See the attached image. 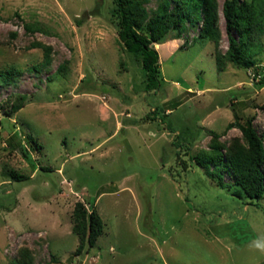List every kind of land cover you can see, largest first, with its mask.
Instances as JSON below:
<instances>
[{
	"label": "rangeland",
	"instance_id": "rangeland-1",
	"mask_svg": "<svg viewBox=\"0 0 264 264\" xmlns=\"http://www.w3.org/2000/svg\"><path fill=\"white\" fill-rule=\"evenodd\" d=\"M157 5L144 7L150 15ZM113 7L0 0V73L17 72L0 82V264L23 252L32 264H264V200L250 204L190 160L213 140L243 142L227 128L236 115L264 133V51L254 68L228 62L218 72L213 43L188 25L180 39L158 44L162 86L147 92ZM223 180L234 182L228 173ZM78 202L94 204L104 222L84 257L73 232Z\"/></svg>",
	"mask_w": 264,
	"mask_h": 264
},
{
	"label": "trees",
	"instance_id": "trees-1",
	"mask_svg": "<svg viewBox=\"0 0 264 264\" xmlns=\"http://www.w3.org/2000/svg\"><path fill=\"white\" fill-rule=\"evenodd\" d=\"M147 1L113 0L112 10V23L118 31L121 46L126 52L138 57L141 69L145 72L147 92L158 91L162 86L158 44L180 39L188 25H200L198 38L213 43L218 72H223L228 62L243 64L246 69L254 68V58L264 51V0H224L222 12L229 39V48L224 54L219 50L221 29L218 0H158L156 9L150 15L144 7ZM26 29L30 32L44 31L37 25H27ZM42 48L44 64L48 65L51 63V47ZM16 75L14 71L0 73V82L12 81ZM260 77V83L264 85V74H260ZM23 99L12 109L20 110ZM236 117V121L227 128H238L242 132L243 142L233 138L230 145L226 146L213 140L210 150L194 157L190 155L191 165L195 162L207 177L219 182L222 188H239L250 199V204L255 201L259 203L264 200V133L260 134L257 130L253 118L243 122L244 116ZM20 147L26 155L23 146ZM224 173L234 179L233 184L224 182ZM13 177L17 181L24 179L16 173ZM73 221V232L79 239L76 255L84 257L103 234L104 222L94 204L87 208L82 202L75 205ZM11 264H32V260L27 252H23L20 259H13Z\"/></svg>",
	"mask_w": 264,
	"mask_h": 264
}]
</instances>
